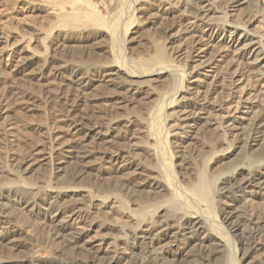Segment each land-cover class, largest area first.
Listing matches in <instances>:
<instances>
[{
  "label": "bare ground",
  "instance_id": "bare-ground-1",
  "mask_svg": "<svg viewBox=\"0 0 264 264\" xmlns=\"http://www.w3.org/2000/svg\"><path fill=\"white\" fill-rule=\"evenodd\" d=\"M144 1L146 18L134 27L131 39L135 45L148 44L152 54L128 66L119 46L129 29V25L122 27L124 0H0L1 149L14 145L12 131L18 121L44 134L41 144L25 156L16 150L4 153L7 164L0 167V178L13 177L18 184L0 185V206L3 199L18 195L16 200L27 214L49 221L71 247L89 252V264H126L125 249L106 258L98 256L100 249L94 247L90 253L92 242L85 236L86 228L103 231L107 228L103 223L76 206L61 204L64 191H46L48 178L42 182L45 186L37 187L24 185L21 176L54 164L56 171L69 169L65 173L70 180L86 185L109 177L128 196L140 195L139 200L129 199L140 204L135 213L118 196L99 200V207L112 209L109 204L114 199L126 212L135 226L139 241L135 249L142 259L164 264L166 246L161 243L169 239L180 242L181 248L174 254L178 264L198 251L217 254L216 264H232L229 256L235 253L238 229L228 227L235 225L250 189L264 191V161L259 162L258 156L264 146V34L255 36L229 24L226 15L221 20L213 17L221 0ZM245 2L226 0L233 8ZM153 14L168 23L164 28L167 39L185 47L187 60L193 64L184 87L179 84L181 68L166 57L165 47L148 32L152 24L147 17ZM29 18L40 19V24H33ZM247 20L248 26L256 21L252 17ZM24 27L31 31L28 35ZM59 48H64L65 55L56 53ZM99 56L106 60H97ZM238 61L255 83L251 89L238 67L230 70ZM183 90L186 92L182 94ZM217 93L226 96V105L213 97ZM41 105L63 112L61 118L55 116L56 124L51 128L44 125L43 118L35 124L31 117ZM166 107L173 109L168 114L172 120L169 129H173L162 136L159 125ZM17 109L23 113L11 123L10 113ZM115 110L119 111L116 117ZM168 133L177 137L170 143L177 147L190 145L203 134L210 142V152L221 148L215 153L214 165L224 166L230 156L240 159L241 166L219 193L240 205L224 201L223 206L230 209L221 214L220 222L209 210L212 185L206 166L196 171L192 164L187 165L185 169L192 170L195 182L187 186L186 174L175 171L172 161L165 158ZM248 145L254 149L252 159L244 156ZM122 176L133 180L125 184L120 182ZM44 189L52 197L49 204L41 203ZM77 192L91 198L86 186ZM65 209H69L64 215L68 221H58ZM153 212L154 219L147 222ZM241 232L246 234L243 229ZM24 234L22 230H0V251L8 255L0 264H36L34 259L9 257L12 245ZM238 242L241 258H250L242 264H254L253 254H264V218L252 219L250 232L242 234ZM48 264L67 263L55 257Z\"/></svg>",
  "mask_w": 264,
  "mask_h": 264
},
{
  "label": "rangeland",
  "instance_id": "rangeland-1",
  "mask_svg": "<svg viewBox=\"0 0 264 264\" xmlns=\"http://www.w3.org/2000/svg\"><path fill=\"white\" fill-rule=\"evenodd\" d=\"M245 1L247 3L245 2L244 4L233 8L226 4V0H221L216 4L218 6V12L215 13L213 17L219 18L218 20H221L220 18L226 15L225 21L227 23L239 26L242 29H247L248 31H250L251 34L255 36L263 35L264 0ZM144 2V0H124L123 2L125 6V13L122 27H127L129 25V29H126V31L124 32L125 35L122 36L119 46L120 49L123 51V54H125L124 57L128 66H130L129 62H134L139 58H146L148 56H151L152 54L151 47L148 44L140 43L138 45H135L133 44V40L131 39L133 38L132 32L134 30V27H136L141 22H144L143 20L144 18H146L144 16H146V13L148 11L147 9H145L146 7H144ZM152 9L154 10L155 7H153ZM182 10L186 11L184 8ZM150 12L154 13L155 11ZM249 17L256 19V21H254L250 26H248L249 22L247 20V18ZM147 18L148 21L152 24L150 28H148V32L152 34L153 38L160 45H163L165 47L166 57H171L174 64L181 68L183 73L182 78L179 79V84L181 85V87H184L185 85H187L188 78H190L191 76V74L189 73L190 70L188 68L193 65L191 64V62H189V60H187L186 48L182 45H178V42L175 39H167V35L164 34V28L168 27L167 22L161 21L154 14L148 16ZM29 21H33V24H40V19L37 18H33V20L32 18H29ZM23 31L26 35L31 32L26 27L23 28ZM262 45L264 46V40L262 42ZM63 50L64 48H59L56 53L65 55V52ZM97 60L105 61L106 57L99 56ZM239 62L240 61H238L237 63L235 62L234 66L231 67L232 69L230 70H234L236 67H238L240 69L239 71L242 74L243 79L246 81L248 88H250L255 83L252 82L251 76L250 74H248L244 64L240 65ZM131 69L134 70L132 67ZM32 88L34 89V87ZM99 92L104 93V91ZM185 92L186 90H183L182 94ZM215 96L216 98H219L224 105L227 104L226 96L218 93L213 95V97ZM233 105L234 104H232V106ZM41 107L40 109H38L40 112L38 111L34 113L33 116H31L33 117L32 119H36L34 123L36 124L37 121L40 120V118H43L44 125L46 124L47 128L53 127V125L56 124V122L54 121L55 116L61 118L60 115L63 112H60L59 108L57 111L56 109L52 110L53 108L50 106L43 107V105H41ZM172 108H174V106H172ZM172 108L166 107L162 114V118L159 125L162 136H165L164 132H171V130L173 129V127L169 129L170 125L172 124V120L170 117H168V114L173 110ZM17 110H14L12 113H10V122H15V120L18 121L20 119V114L23 112ZM15 111L17 112L15 113ZM137 111L138 110H136L135 113L140 115V113H138ZM139 112L143 113V111ZM118 114L119 111L115 110L113 115L114 117H116ZM18 122L17 127L16 125H14L12 131L14 145L9 148L8 146L7 148L4 146L3 149H1L3 145H0V151H3V154L0 153V167L4 166V164H7V161L4 157L5 152L6 154H9L10 152L12 153L16 150L17 154L25 156L31 151L34 146L41 144L42 142V137L44 135L43 130H41V132L38 129L37 132V130H33V128L25 127L26 125H24L23 123L19 125L20 122ZM175 140L177 141V137H173L172 133H168L165 139V143L167 146L165 158L172 161L171 165L173 166V168L175 167V171L178 172L180 170L181 173L186 174L184 182L189 187L195 182L193 174L191 172L192 170L185 169L187 168V165L192 164L194 170L196 171L201 170L204 166H206V172L210 176V182L212 185V204L209 210L212 213V216L215 221L220 222L222 220L221 214L224 211H228L230 209L229 207L223 206L224 201L229 204L231 203L232 206L240 205L238 204V202H234L235 204L233 202H230L231 199L229 197L225 195L223 197L221 194H219L223 192H221V190L225 185V181L228 180L231 175L235 173L236 169L241 166L240 159L238 161L233 160L232 156H230V159L227 160L224 166L214 165L216 157L215 153L220 151L221 148L217 147L215 152H210V150L207 149V146L210 144V142L208 143V141H206V139L203 137V134L199 135L196 140L190 145H185V143H182L181 146L178 147L175 146V144L171 145L170 143L174 142ZM183 146L187 147H185L184 149ZM253 150L254 149H252L251 145L246 146L244 156H246V158L252 159L251 155ZM231 151L232 150H230L229 152ZM258 156L259 162H263L264 146ZM204 162H206V165H204ZM55 167L56 166L54 164H51V166L49 165L40 167L35 173H29L26 175L23 174L21 176L23 179L22 183L27 186L34 185L38 187L43 185L42 182L45 178H48L49 187H46V191L47 189L49 190L53 188L61 189L64 191L60 199L61 204H65L70 207L76 206L80 208L81 211L84 210L90 216V218L94 219V221L103 223L107 227L103 231H89V227L86 228V230L88 231L85 232V236L87 235V238L90 239V241L92 242V250H90V253L94 251V247L95 250L100 249L97 253L98 256H103V258H106L108 257V255H111L114 252H121L123 251V249H125L124 253H126L125 255L127 256L126 264H158V261H146L145 259H142L140 257L141 254H139L137 249H135L136 245L139 244V241L135 238L137 235V232L134 231L135 226L133 225V222H130L129 218H127V215H125L126 212H124L119 207V204H117L114 199L109 204L110 206H112V209H108L106 206L99 207V200H103V198L108 196L110 199L118 196L119 200H121L125 204L126 208L135 213L138 212L140 204H132L129 199L132 196V199L139 200L140 195L129 194L128 196V193L126 194V192L123 191V188H117V183L115 182V180L110 179L109 177H107V179L104 181L99 180L94 185H86L84 184V182L70 180L67 176V174L69 173V169L65 171H56ZM129 180H133V178L130 176H122L120 182L129 185ZM7 183H9L8 185L12 186L18 184V182L13 177L9 176L7 178L5 177L4 179L0 178V185H6ZM19 185H21V183ZM85 186L90 191V199L84 197L82 193L77 192L78 188ZM46 191L44 189L43 193L40 195V198H42L41 203L43 204H49L52 200L51 195H49ZM71 191L74 192L72 193ZM250 192V194L244 196L246 203H244L243 206L240 208L241 211L239 217L235 220V225H229L228 227L232 230L238 229V237L236 239L237 247L235 246V253H231L229 256L230 261H232V264H242L250 259L249 257H247V260L245 261L244 258H241L239 251L240 244L238 241L240 240V236L242 234L246 235L250 232L252 219L256 217L264 218V191L252 188L250 189ZM17 196L18 195H16V197L8 196L6 199H3L1 201L2 206H0V230H22L23 232H25V234L21 237V240H19V242H17L16 244L12 245L13 248L9 252V257H25L27 259H34L36 260V264H48V262L55 257H58L64 263L67 264H89L86 261V257L89 256V252H84L82 250L71 247L69 240L63 237L59 231L55 230L49 221L27 214V212L23 209L22 205L17 202ZM68 210L69 209H65V211L61 210V214L58 216V221H68V219H66L65 217L67 216L66 213L68 212ZM150 212H152V210ZM154 213L155 212H153L152 216L147 219V222H150L154 219ZM149 215H151V213ZM242 229L246 231V234L244 232H241ZM131 244H133V247H131ZM161 245L166 246V251L165 253H163L164 255L162 254L164 264H178L176 261H174V254L177 253L181 248L180 242H172L171 240L166 239L161 243ZM2 250L0 251V259L8 256L5 253V250ZM130 251L131 255H129ZM253 255L252 257H254V264H264V254L258 252ZM216 256L217 254H215L214 252H211L209 255H207V252L198 251L193 255L192 258L185 259L183 262H181V264H216Z\"/></svg>",
  "mask_w": 264,
  "mask_h": 264
}]
</instances>
